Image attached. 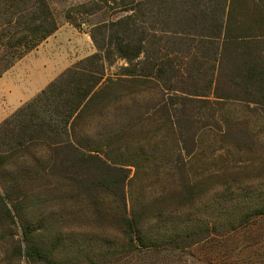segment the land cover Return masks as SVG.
<instances>
[{
  "label": "trees",
  "instance_id": "1",
  "mask_svg": "<svg viewBox=\"0 0 264 264\" xmlns=\"http://www.w3.org/2000/svg\"><path fill=\"white\" fill-rule=\"evenodd\" d=\"M117 1L122 14L94 25L96 52L0 124V264L116 261L222 223L212 181L240 174L226 156L242 154L230 130L244 129L224 110L264 112V0ZM100 10L66 14L78 26L73 12ZM58 29L49 0H0V76Z\"/></svg>",
  "mask_w": 264,
  "mask_h": 264
},
{
  "label": "rangeland",
  "instance_id": "2",
  "mask_svg": "<svg viewBox=\"0 0 264 264\" xmlns=\"http://www.w3.org/2000/svg\"><path fill=\"white\" fill-rule=\"evenodd\" d=\"M90 1L93 0H49L59 23V29L50 36L52 42L48 47L49 55L57 57L65 53L71 60L76 58L73 62L75 64L96 52L97 48L91 37L94 25L115 20L122 12L118 1L116 4L114 0H96L101 5L102 10L96 14L73 12L72 14L79 22V25L75 26L67 18V10L70 7L88 4ZM66 34L70 35L69 41ZM41 49L38 47L28 52L21 59L15 61L13 66L18 65L21 72L24 73L27 68L25 64L27 57L35 54L40 55ZM82 55L87 56L78 58ZM122 64L123 61L118 60L112 66H107L106 73L113 74L117 72L118 67ZM11 68L2 72L0 77ZM35 96L22 105L31 101ZM7 105L6 96L0 92V118L9 110ZM253 107L252 105L251 108H246L245 104L233 103L230 107H227L228 110H224L226 116H228L230 110L229 123H239L244 129L240 130L238 128L233 131L237 128L233 127L230 130V133L233 132L231 138L239 144V150L242 154H237L236 147L232 144H229L232 151L228 155L226 154V158L230 159L233 165V168L231 167L232 173L233 171H239L240 174L237 176L228 175L226 178L219 176L212 181V184L217 188L212 194L211 209L214 212L213 217H217L218 221L222 223L213 228L208 236H204L199 242L188 246L182 245L175 248H170L167 245L154 246L141 252L136 250L116 261L105 259L99 264H264V212L260 215L251 216L250 219L237 227L231 228L228 224L230 219L237 221L243 216L250 215L255 208L264 205V112H257ZM16 110L0 119V124ZM236 132L237 134H235ZM219 148H214L215 151L211 159L217 158V155L223 152L221 150L219 153ZM257 156L262 159L252 163ZM222 165V162L217 159L215 166L223 168ZM236 178L237 180H235ZM157 188L158 186H153L150 189V195ZM178 217L171 218L167 225L172 226L178 220ZM80 234V231H75L72 237L78 238L79 241ZM19 237H22L21 234H19ZM77 245L76 242L74 248ZM3 250L4 247L0 246V253ZM20 264H26L25 258ZM76 264H82V262Z\"/></svg>",
  "mask_w": 264,
  "mask_h": 264
},
{
  "label": "crops",
  "instance_id": "3",
  "mask_svg": "<svg viewBox=\"0 0 264 264\" xmlns=\"http://www.w3.org/2000/svg\"><path fill=\"white\" fill-rule=\"evenodd\" d=\"M51 38L49 37L39 46L40 49L42 48L40 55L35 54L27 57L25 60L27 68L24 73L21 72V68L18 65H14L0 77V92L6 96L9 109L2 118L30 100L75 61L76 58L71 60L65 53L57 57L49 55L48 47L52 42ZM66 38L69 41L70 35L66 34ZM44 44L46 45L45 47ZM87 55L78 56V58H83Z\"/></svg>",
  "mask_w": 264,
  "mask_h": 264
}]
</instances>
